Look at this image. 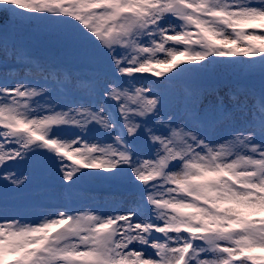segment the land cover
<instances>
[{
	"label": "snow or ice",
	"instance_id": "6c2138e0",
	"mask_svg": "<svg viewBox=\"0 0 264 264\" xmlns=\"http://www.w3.org/2000/svg\"><path fill=\"white\" fill-rule=\"evenodd\" d=\"M24 30L90 71L33 55ZM26 165L129 199L35 223L5 201L0 264H264V0H0L5 196Z\"/></svg>",
	"mask_w": 264,
	"mask_h": 264
},
{
	"label": "rangeland",
	"instance_id": "374dc122",
	"mask_svg": "<svg viewBox=\"0 0 264 264\" xmlns=\"http://www.w3.org/2000/svg\"><path fill=\"white\" fill-rule=\"evenodd\" d=\"M30 45H33V43ZM220 79L224 82H231L233 77L228 74H223ZM248 80L251 82L250 77L247 78ZM251 85L254 84L251 82ZM180 87H183V85ZM73 131V129H67L62 134L71 136ZM12 171L16 172L17 175L27 176L28 182L19 191H14L9 186L7 196H5V181L0 180V202L6 201L10 204L7 208L9 218L19 216L35 223L39 213L46 209L44 204L54 202L63 203L70 194L76 200V208L85 210L100 205L101 203H107L113 196L123 201L129 199L127 193L120 190L122 186H110L101 182L86 183L81 185L78 190L67 192L63 188L60 176L55 167L50 165L45 166L39 171L29 165L22 166L19 169H12ZM0 175H2V172H0ZM118 190L120 191L116 192ZM12 193H14L13 196H11ZM3 209L0 208V216L4 215Z\"/></svg>",
	"mask_w": 264,
	"mask_h": 264
}]
</instances>
